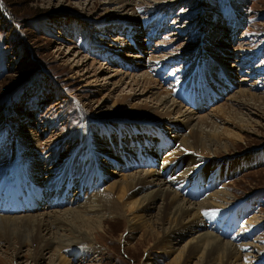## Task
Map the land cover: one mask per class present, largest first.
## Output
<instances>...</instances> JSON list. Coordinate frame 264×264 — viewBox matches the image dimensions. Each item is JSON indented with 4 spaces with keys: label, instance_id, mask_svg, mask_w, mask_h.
Instances as JSON below:
<instances>
[{
    "label": "rangeland",
    "instance_id": "374dc122",
    "mask_svg": "<svg viewBox=\"0 0 264 264\" xmlns=\"http://www.w3.org/2000/svg\"><path fill=\"white\" fill-rule=\"evenodd\" d=\"M116 6L109 0H0V174L13 175L25 166L23 133L28 130L32 143L42 145L35 151L39 157L47 158L52 151L57 155L53 167L77 153L78 163H86L99 150L106 167L102 190L134 170L178 166L183 171L186 164L198 166L202 168L198 173L177 184L176 191L187 203L199 202L220 188L232 194L227 207L216 209L217 221H211L206 209L198 211L204 228L224 232L220 238L236 245L264 248V100L258 99L264 97V0H133L126 12L133 21L105 22ZM117 37L128 50L110 54L104 43ZM68 50L94 61V68H103L98 76L106 79L84 80ZM217 50L219 60L211 52ZM136 55L140 61H135ZM145 70L165 89L169 102L175 101L193 117L208 114L211 132L228 151L219 150L211 159L192 151L175 154L174 137L162 146L167 137L187 135L190 128L177 115L152 121L158 119L148 112L154 107L149 93L155 90L133 83ZM242 78L247 80L241 82ZM239 88L258 97L251 101L256 110L248 113L237 106L233 116L218 108L210 111ZM117 97L122 104H117ZM131 110L148 121L128 119ZM169 120L173 134L163 124ZM142 157L146 160L142 167L125 170ZM180 160L184 166L175 165ZM78 184L73 179L69 201ZM49 202L42 198L37 205L52 211ZM128 218L125 213L94 234L99 251L91 257L94 260L83 262L77 255L71 264H142L148 259L152 264H169L173 255L156 251L148 237L141 236L142 229L127 233ZM177 239L179 250L186 237ZM5 247L0 243V254L11 253ZM21 250L29 253L26 247ZM240 252L243 264H264V250ZM44 256L40 264H47L49 254ZM9 261L0 264H33L29 258Z\"/></svg>",
    "mask_w": 264,
    "mask_h": 264
},
{
    "label": "bare ground",
    "instance_id": "6f19581e",
    "mask_svg": "<svg viewBox=\"0 0 264 264\" xmlns=\"http://www.w3.org/2000/svg\"><path fill=\"white\" fill-rule=\"evenodd\" d=\"M109 2L117 4V6L110 14H108V10L104 9L105 13L108 14L105 16V22L113 23L119 19L133 21V16L129 17L130 14L126 13L130 10L129 7L133 0H109ZM173 34L175 32L171 36ZM118 40L121 41V38L117 37L108 43H104V46L110 49V54H113L112 51L114 50H128L125 47L128 45L124 41L120 45ZM218 45L219 48L224 49L219 40ZM115 51L114 53H116ZM211 52H215V58L219 56V50ZM220 53L221 55L223 53L225 56L228 55L227 52L220 51ZM68 54H71V50ZM77 54L76 52L71 54V59L75 62L74 68L81 72L84 80L92 78L93 82L96 83L106 79L104 76L101 78L98 76L103 68H94V61H89L87 58L80 59ZM123 56L125 57V55ZM237 57L239 58V56ZM134 59L140 61L137 55L134 56ZM146 73L145 70L139 74L133 79V83L140 86L152 85L155 90L153 93L151 91L149 93L154 101V107H148V112L158 119L152 118V121L158 122L160 119H168L171 118V115H177L178 118H181L178 120L190 128L187 135L173 134L174 132L169 127L172 120L163 123L167 125V130L173 135L164 139L162 146L174 137L178 146L175 149V154L192 151L199 156L211 159L219 150L228 151V146L220 144V140L215 137L213 131L211 132L212 122L207 116L208 114L193 117L187 110L182 111V107L178 103L173 100L168 101L169 96L164 91L165 89L163 90L160 84L149 78ZM246 80V78H242L240 81ZM102 88L104 87L102 86L100 89ZM235 91L225 98L224 103L217 104L210 111L218 108V111L223 115L233 116L232 113L236 111L237 106L246 109L248 113L251 110H256L253 108L255 104H252L251 101L258 97L253 92L247 88H239ZM258 99L263 101L264 97L261 96ZM122 101L118 98L117 104ZM112 106L116 105L113 104ZM134 107L136 106L134 105ZM248 107L252 108L249 109ZM136 109L142 111L144 106H137ZM137 113H139L137 110H131L128 113V119L140 124L148 121L143 120L144 118L135 117ZM22 128L24 131L25 127ZM31 132L28 130L23 133L25 143L22 149L26 153L25 159H23L25 166L13 175L3 176L0 174V243L6 245L5 248L9 251L11 250L9 254L6 251H1V262L12 261L21 257L29 258L33 264H40L45 254L46 257L49 254L46 258L47 264H55L58 259V264H71L77 255L82 257L83 262L92 261L94 259L91 257L99 252L95 247L94 234L98 231H104L109 222L123 218L125 213L129 215L127 233L131 234L142 229L141 236L148 237V240L153 243L152 247L157 249L156 251L173 255L169 264H243L240 260L242 256L240 249L264 250L257 245H251L252 247L248 244L236 245L220 238L224 232L220 231L214 234L204 228L198 211L206 209L205 212L209 213L211 221H217V210L229 205L232 194L226 191L227 188H220L219 191L210 193L199 202L187 203V200L176 191L177 184L182 185L184 180L186 181L198 173L202 169L201 167H192L185 163L184 170L182 171V167L179 171L178 166L175 165L184 166L183 160H180L175 163V167H166L161 171L134 170L145 164L146 160L142 157L140 162L135 165L129 163L124 166L126 171L132 172L134 170L131 174L123 173L122 178L118 181H112L102 190L100 186L103 185L101 181L104 179L106 167L101 164L99 150L93 151L86 163H78L79 154L77 153L64 159L58 167H53L51 163L56 162L55 165L57 164L55 160L57 155L52 151L47 158L39 157L35 151H38V147L40 148L42 145L40 146L41 143H32L35 141ZM41 150L42 148L39 152H42ZM155 152L158 153L156 150ZM112 172L116 174L117 171L113 170ZM75 178L79 184L74 187V193L78 192L71 195L72 198L69 201V189L72 188V181ZM65 181L66 183H64ZM166 183L169 185H165ZM198 193L195 192L194 195L197 196ZM42 198L45 202L48 198L50 199L49 206L52 211L45 209V205L41 207L39 204L37 205ZM62 207L66 208L62 210ZM41 208L42 210L37 213V210L39 211ZM254 221L257 222L255 219ZM185 237V243L177 250V238ZM123 242L128 243L126 240ZM24 247L29 252L26 253L27 255L21 254V249ZM64 254L69 259L64 260L66 258ZM245 255L247 256V254ZM151 260L148 259L142 264H152ZM191 261L193 262L191 263Z\"/></svg>",
    "mask_w": 264,
    "mask_h": 264
}]
</instances>
